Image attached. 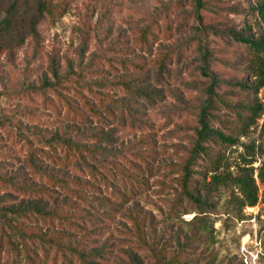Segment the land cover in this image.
<instances>
[{"label":"rangeland","instance_id":"obj_1","mask_svg":"<svg viewBox=\"0 0 264 264\" xmlns=\"http://www.w3.org/2000/svg\"><path fill=\"white\" fill-rule=\"evenodd\" d=\"M35 1L25 9L20 1L15 10L16 42L0 40V179L9 184H0V229L12 248H2L0 264H29L20 229L93 252L95 264H264V184L257 178L264 116L240 132L235 110L251 98L237 85L249 82L248 59L231 40L260 34L252 0H200V10L197 0H54L66 10L32 36L24 21ZM10 2L0 0V21ZM20 14L25 20L18 23ZM46 81L54 86L44 88ZM257 98L264 105V92ZM82 99L101 120L84 112L79 124L66 116L64 103L83 111ZM205 112L209 130L238 143L202 144L207 156L195 157L187 185L199 207L185 198L182 178ZM57 138L94 154L79 169L59 166L50 157L61 158L65 146L57 144L54 154L44 142ZM222 154L223 183L213 185L209 162ZM244 171L258 188L252 208L232 182ZM34 199L78 232L38 222L30 212Z\"/></svg>","mask_w":264,"mask_h":264},{"label":"trees","instance_id":"obj_2","mask_svg":"<svg viewBox=\"0 0 264 264\" xmlns=\"http://www.w3.org/2000/svg\"><path fill=\"white\" fill-rule=\"evenodd\" d=\"M10 6L7 9L6 17L0 21V40H4L7 42H16L12 37V30L14 29L15 25V10L17 7H20V1L21 6L23 9H25L29 2L28 0H10ZM31 1V0H30ZM254 7L253 13L256 14L258 25H259V32L260 34L255 37L254 39L245 38L240 35H234L231 37L232 45L237 48L236 54L238 57H244L247 58V65L246 70L244 71L246 73V78L249 82H242L237 85L240 92L245 93L247 96L251 98V102L249 104L245 105H238L235 110V117L236 121L239 124L240 132H243L247 129H249L252 125H255L258 120L261 119L262 116H264V105L260 102V100L257 98V96L264 92V0H252ZM197 8L200 10L201 8V1L197 0ZM66 10L65 4L62 3H56L54 0H36L34 3V12L31 15L30 19L28 21H24L25 28L27 31H29V34L32 36H35L38 28L46 23L50 22L53 23L55 20L60 18V16L64 13ZM20 18L19 22H22L24 17L20 14L18 17ZM197 19L201 21L200 15L197 16ZM151 37L155 38L153 33L149 34ZM146 41L143 40V44ZM17 42L20 44L23 43V39H18ZM148 43L147 41L145 42ZM149 44V43H148ZM149 47V46H148ZM3 46H0V54L3 52ZM202 50V57L205 60L204 67H203V74L205 76L208 75V69L210 67L208 61V53L204 50ZM158 69L161 72H164L166 69V62H161L158 65ZM52 76L53 79L57 83L61 82V79L58 76L57 70L55 69V66H53L52 69ZM54 85L46 81L43 84L44 88H52ZM63 101V100H61ZM82 109L83 111H78L71 105L70 103L65 102V108H66V116H72L75 120V122H78L79 124H83L86 122V115L84 112H86L89 117L95 119V120H101L99 113L97 112V109L90 105L87 100L82 99ZM60 103V102H59ZM100 108H102L103 111L106 110V107L103 103H100ZM52 107V106H51ZM106 112V111H105ZM207 112L201 113L200 115V129L196 130L195 133V142L194 147L184 162L183 172L184 176L182 178V188L185 194V198L192 202L195 205L201 206V202L199 198H196L193 193L188 189V184L192 183L191 181V171L189 169L191 163L195 159L196 156L200 155L202 157H206L207 151L202 147V144H204L206 141H215L219 144L222 148H231L232 146L236 145L238 143V137L234 136H224L220 133L214 132L209 130L207 125ZM103 122V121H100ZM264 129V124H263ZM241 134V133H240ZM45 146L54 154H56L57 150V144L61 143L64 147V151H62V157L61 158H53L54 162H56L59 166H70L72 168L79 169V166H86L85 165V155L92 156L94 154L92 149H85V148H77L75 145H71L68 143H65L63 140L60 139H51V140H45ZM54 145V146H53ZM71 147L76 148L75 150L76 154H71ZM253 151V149H252ZM45 154V153H43ZM260 155L264 159V148L260 150ZM45 157L48 158V156L45 154ZM225 163V157L222 154L220 158L214 161L209 162V172L212 173L210 175V179L213 185H219L223 183L222 175L218 174L219 169L223 167ZM129 164V163H128ZM248 165H252V161L248 163ZM252 171V169H251ZM248 171H244L242 174L237 175L235 178L232 179V182L234 183L235 187L237 188L239 194L242 197V202L244 207H255L258 202V188L255 185V181L253 179L252 173ZM123 180L127 178L126 175L122 174ZM134 178V177H131ZM257 178L261 184H264V160L262 163V166L260 167L258 171ZM54 179H49L47 177V182L49 183ZM132 180V179H131ZM127 181L125 180L126 185ZM134 182V181H133ZM0 184H4L9 186V184L0 179ZM108 186V185H106ZM129 187V186H128ZM131 191L134 190V187L130 186ZM138 188V186H137ZM23 192H27V190H24ZM31 195L36 198L37 194H40V192H34L30 191ZM44 195H46L44 193ZM33 208L30 210L32 214L37 216L38 222L42 223L44 226H51L53 221H56L58 223V228H65L72 230L74 232H78V229H76L75 226H73L70 221H68L69 218H63L60 217L56 212H47L46 210H41L38 201L34 199ZM71 219V218H70ZM84 226L91 227L94 225V223L87 222L86 219H83ZM5 223L3 224V227H5ZM7 228V227H6ZM19 237L21 238L24 253L26 256V260L29 262V264H38L40 260H43L44 263H52V264H95L94 261L97 260V256L93 253H87L84 254L79 248L74 247L70 248L66 245H61L58 241H61V239L55 240L52 237L49 236H42L41 234L33 232V230H19L18 232ZM32 237L31 240H37L35 241H29L28 238ZM3 247H7L8 250H11V244L10 241L7 238V235L5 234L4 230L2 228L0 229V252L2 251ZM34 250L35 254L31 252V250ZM34 256H37L38 262L34 263V260L32 258ZM158 261V260H157ZM155 264H161L159 262H156ZM169 264V263H168Z\"/></svg>","mask_w":264,"mask_h":264}]
</instances>
